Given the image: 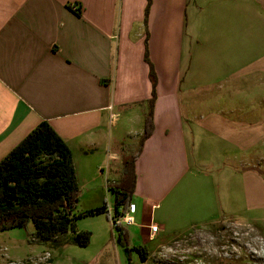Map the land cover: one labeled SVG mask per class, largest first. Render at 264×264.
<instances>
[{
	"label": "crops",
	"instance_id": "0c3cea01",
	"mask_svg": "<svg viewBox=\"0 0 264 264\" xmlns=\"http://www.w3.org/2000/svg\"><path fill=\"white\" fill-rule=\"evenodd\" d=\"M147 2L0 0V162L48 121L72 151L82 197L104 205L123 146L145 133ZM149 32L154 131L129 216L144 237L179 236L226 214L223 186L238 172L245 198L263 203L257 167L226 162H264V0H153ZM201 139L221 159H192Z\"/></svg>",
	"mask_w": 264,
	"mask_h": 264
},
{
	"label": "rangeland",
	"instance_id": "374dc122",
	"mask_svg": "<svg viewBox=\"0 0 264 264\" xmlns=\"http://www.w3.org/2000/svg\"><path fill=\"white\" fill-rule=\"evenodd\" d=\"M199 144L201 153L192 150L191 144V158L193 155L201 157L204 150L212 157L221 159L220 145L206 139L199 140ZM210 155L204 153L203 157ZM226 163L238 171H250L257 167L264 182V162L261 165L249 162L246 166L238 161ZM119 168L122 175L123 165ZM236 178H242L239 172L238 177L228 178L226 188L223 186L226 214L219 220L196 227L187 234L144 237L136 231L135 224L123 223L129 232L130 248L144 245L145 241L149 250L146 262L141 260L136 250H132V264H264V197L261 199L263 203L259 202L257 207L252 206L251 199L245 198L244 191L247 186L244 180L239 182ZM83 195L84 198L81 193L75 211L78 216H83L77 221V232L90 233L89 245L81 246L72 241L76 236L74 232H69L58 242L31 244L29 235L34 232L35 227L30 224L26 230H15L18 235L16 237L9 231L0 233V264H127V251L119 245V232L111 219L106 214L84 216L90 209L99 207L95 206L99 202H89L90 196L86 190ZM106 195V203L110 208V215L113 216L114 195L111 191Z\"/></svg>",
	"mask_w": 264,
	"mask_h": 264
},
{
	"label": "trees",
	"instance_id": "16d2710c",
	"mask_svg": "<svg viewBox=\"0 0 264 264\" xmlns=\"http://www.w3.org/2000/svg\"><path fill=\"white\" fill-rule=\"evenodd\" d=\"M145 11V61L150 67L152 96L145 108V133L140 141L122 149L123 174L118 183L109 184L114 195V215L105 202L90 209L84 216L106 214L119 232V245L127 251V264H132L131 251L136 250L143 262L148 259L147 245L130 248L129 232L120 222L131 208L137 182L136 162L146 141L154 131V107L157 100L158 77L149 51V15L153 0H147ZM81 190L73 154L66 141L48 121L40 123L19 145L0 162V233L15 229L26 230L33 224L29 243L58 242L69 232L81 246L90 243L89 232H77L76 214ZM69 243V242H68Z\"/></svg>",
	"mask_w": 264,
	"mask_h": 264
},
{
	"label": "built area",
	"instance_id": "2783aa9c",
	"mask_svg": "<svg viewBox=\"0 0 264 264\" xmlns=\"http://www.w3.org/2000/svg\"><path fill=\"white\" fill-rule=\"evenodd\" d=\"M73 8L75 10H80V7L78 5H74ZM120 222L124 223V224H127V225H134L135 223V220L134 218L130 217L129 216V213L125 216V217H121L120 218ZM159 228L158 226H152L151 227V233L154 235L158 232Z\"/></svg>",
	"mask_w": 264,
	"mask_h": 264
}]
</instances>
